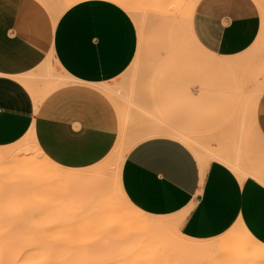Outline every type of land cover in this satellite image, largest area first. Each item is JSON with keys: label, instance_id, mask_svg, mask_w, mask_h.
<instances>
[{"label": "rangeland", "instance_id": "1", "mask_svg": "<svg viewBox=\"0 0 264 264\" xmlns=\"http://www.w3.org/2000/svg\"><path fill=\"white\" fill-rule=\"evenodd\" d=\"M193 1L132 0L130 8L126 5L137 25L140 52L118 80L103 86L106 92L99 88L97 97L76 102L78 115L86 109L83 117L90 122L112 124L107 136L83 130L82 116L75 120L68 114L72 105L65 104L63 95L53 99L45 117L39 115L49 96L80 87L51 56L26 74L0 77L6 82L0 85V153L9 150L15 167L26 168L18 175H25L19 181L27 188V206L37 213L34 218L43 217L26 225L0 224V243H26L22 249L18 242L20 252L16 249L19 253L0 264H264L259 245L237 225L218 238L193 240L180 233L171 217H158L148 233L145 225L78 216L83 209L79 205L95 199L109 214L118 207L143 213L126 197L106 201L105 195L113 187L122 190L126 156L143 139L155 136L177 138L202 165L225 154L224 163L235 174L242 177L239 166L249 165L264 174V144L254 131L264 119V0H198L192 12ZM198 21L196 42L189 28ZM160 93L166 99H159ZM63 114L68 115L65 122ZM157 121L169 131L147 132ZM32 124L38 148L53 164L47 165L48 172H68L69 187L25 167L26 157L40 162L30 139ZM91 138L105 142L108 155L84 169L82 152ZM250 140L257 142L253 149ZM7 185L0 177V201ZM110 195L114 197L112 191ZM201 241L212 242L204 257L189 252Z\"/></svg>", "mask_w": 264, "mask_h": 264}, {"label": "crops", "instance_id": "2", "mask_svg": "<svg viewBox=\"0 0 264 264\" xmlns=\"http://www.w3.org/2000/svg\"><path fill=\"white\" fill-rule=\"evenodd\" d=\"M194 1L192 12L200 0L195 5ZM126 4L130 6V2ZM126 8L117 0H0V77L26 74L51 56L65 77L80 87L63 88L49 96L40 106L39 115L45 117V110L54 106L53 99L59 101V95H63L65 104L70 102L73 107L68 114L75 120L82 116L79 122L83 130L107 136L113 130L112 124L90 122L83 117L86 109L78 115L76 102L97 97L99 88L106 92L103 86L118 80L140 52L137 25ZM189 30L196 41L193 31L201 35L200 22H194ZM158 98L166 99L163 93ZM56 113L49 110V114ZM63 116L65 122L68 115ZM159 125L157 121L147 132L167 130ZM33 127L31 140L38 148ZM254 131L260 133L264 144V119L255 124ZM86 142L82 152L84 169L108 155L101 139ZM256 143L248 141L249 148H255ZM224 156L219 154L202 165L175 137L143 139L123 161L122 190L130 204L146 215L173 218L186 238L215 239L237 225L264 247V174L257 166L238 165L245 172L240 178L224 163L228 160Z\"/></svg>", "mask_w": 264, "mask_h": 264}, {"label": "bare ground", "instance_id": "3", "mask_svg": "<svg viewBox=\"0 0 264 264\" xmlns=\"http://www.w3.org/2000/svg\"><path fill=\"white\" fill-rule=\"evenodd\" d=\"M130 1H132V0H117V2L123 6H126L127 5L126 3L130 2ZM124 2H126L125 5H124ZM196 2H197V0L194 1V5ZM128 7L130 8V6H128ZM36 149H37V155L40 159V162H38V164H37V162L35 163L34 161H32L26 157L25 167L29 168L32 166L31 167L32 170L30 168L32 173L41 174L45 178H50V179L56 180V181L62 183L63 185H65V187H69V178H70L69 173L63 172V173L57 174V175L49 173L48 169L46 167H47V165H50V164L53 165V164L50 161H48V159L42 154V152L37 147H36ZM15 163H16V160H15L14 153L10 152L9 150L0 153V177L4 178V181H6L8 183V185L6 186L7 191L4 194L5 199L0 201V224H10V225H13V224H22V225L31 224V222H34L38 219L39 220L43 219V217H42V215H40L39 217L34 218L33 216H35L37 213H34L35 210H30L28 208L27 200H26V194H27L26 189L27 188H26V185L24 183V180L19 181V177H21L20 179H25V175L24 174L22 176L18 175V173H20L19 170L21 172H24L21 169L26 170V168H20L19 166L15 167V165H14ZM20 164H22V163H20ZM229 164H230V162H229ZM41 165H42V167H41ZM16 168H20V169L16 170ZM238 176L240 177V175H238ZM84 178H85V180L87 179L85 174H84ZM241 178H244V177H241ZM114 188L115 187H113L110 191H108L109 194L105 195L106 201H108V199L111 200L114 198L125 197L123 190H121L119 188H116V189H114ZM113 190H115V191H113ZM111 191H112V195H114V197L110 195ZM94 201H93V203L87 204V206L85 205L84 207L79 205V207H82L83 209L80 208V209H82L79 212L80 215H78V214L77 215L82 216V218L84 220H87V221L88 220L92 221L94 219V221H96V220H98V221H122V222H126L128 224H133V225H138V226L139 225L140 226L145 225L144 229L146 230V232L151 228V226L154 223L156 224V223H159V221H160V218H158V217L149 216V215H146L145 213L139 214V213L135 212L134 210H132L131 207H126V208L125 207H123V208L118 207L115 209L114 214H109V211H107V208H105V207L101 208L100 207V203L98 202V200L95 199ZM74 203H76V206L78 205V203L80 204V202H78L76 200L74 201ZM84 209H85V211H84ZM77 215H76V219H78ZM60 219H65V218L61 217ZM240 228L243 230V234L248 239H250L251 241L254 242V240L247 234V232L242 227H240ZM148 233H151V232L148 231ZM10 242H12V243H10ZM18 242H20V241H18ZM18 242L16 243L15 241L14 242L13 241H3L0 243V263H1V261H3V259H8L11 256H13V254L15 255V252H18V251H16V249L19 250V247L21 245V244L19 245ZM215 242H217V241H215ZM20 243H22L23 246L22 245L21 246H22V249H24L23 247L26 243H23V241H21ZM210 243H212V242H210ZM210 243L209 242H202V241L197 242V243L193 244L194 246H192V247L189 246V247H191L189 249V252L190 253L194 252V254L196 253V255H197V253H199V255H201V256L203 255L202 257H204L206 255V254L204 255L205 249L206 248L208 249ZM11 244H13V245H11ZM14 245H17V246H14ZM259 247L261 248V250L263 251V254H264V247L263 246H259ZM20 250H19V252H20ZM210 250L211 249H209V251ZM215 250H216V248H215ZM200 252H201V254H200ZM202 252H204V253H202ZM206 252L208 253V250ZM229 258H231V257H229Z\"/></svg>", "mask_w": 264, "mask_h": 264}]
</instances>
